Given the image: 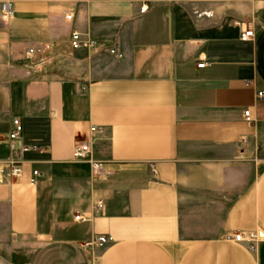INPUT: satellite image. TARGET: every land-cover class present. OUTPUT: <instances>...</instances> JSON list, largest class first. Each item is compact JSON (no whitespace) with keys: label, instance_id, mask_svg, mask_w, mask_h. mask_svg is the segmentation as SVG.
<instances>
[{"label":"crops","instance_id":"obj_1","mask_svg":"<svg viewBox=\"0 0 264 264\" xmlns=\"http://www.w3.org/2000/svg\"><path fill=\"white\" fill-rule=\"evenodd\" d=\"M263 90L264 0H0V264H264Z\"/></svg>","mask_w":264,"mask_h":264},{"label":"built area","instance_id":"obj_2","mask_svg":"<svg viewBox=\"0 0 264 264\" xmlns=\"http://www.w3.org/2000/svg\"><path fill=\"white\" fill-rule=\"evenodd\" d=\"M89 2H93L95 0H88ZM148 10L147 6H143L141 8V14H145ZM13 11V4L10 2L4 3L2 5V16L4 19H9L12 16ZM68 19H71L69 17ZM255 31L252 28L244 29L240 35V41L243 43L253 42L255 40ZM71 48L73 50H79L82 48H90L93 49L96 46L94 41H83L81 34L78 32H74L71 36L70 41ZM49 49V48H46ZM39 52L36 50H29L27 53V57L29 60H32ZM112 55H116L120 57L116 53V51H111ZM256 99L258 102H262L264 100V90L257 92ZM244 119L246 122L251 123L253 121L251 111L247 110L244 112ZM96 128H93V133H96ZM23 133L24 127L20 119H14L12 122V131L9 134L8 138V147L10 150L11 158L6 163V165L0 166V183L3 182L4 175H5V167H9L10 169V176L12 180H20L23 175L22 171V160L25 155L28 154H41L44 152V148L37 144H28L23 141ZM76 157L79 160L88 161L91 166L92 171V178L94 181L102 180L105 177L106 172L104 170V165L98 162L91 160V146L89 142H79L76 148ZM38 171H34L33 175L35 177L39 176ZM103 209V205L99 204L97 206V211H101ZM76 221H84L81 217H76ZM238 242H255L256 236H242L238 235L235 238ZM110 242H112L111 238L108 236H99L92 240L89 243L83 245L84 250H101L105 248Z\"/></svg>","mask_w":264,"mask_h":264}]
</instances>
